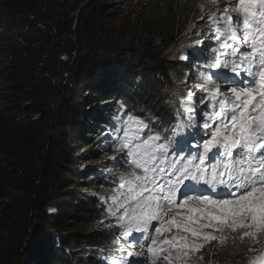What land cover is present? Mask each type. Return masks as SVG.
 I'll list each match as a JSON object with an SVG mask.
<instances>
[{"label": "trees", "instance_id": "obj_1", "mask_svg": "<svg viewBox=\"0 0 264 264\" xmlns=\"http://www.w3.org/2000/svg\"><path fill=\"white\" fill-rule=\"evenodd\" d=\"M198 1L156 2L130 28L112 22L122 0H0V264L108 257L99 198L115 171L99 130L118 100L175 122L177 77L197 72L169 51L204 29Z\"/></svg>", "mask_w": 264, "mask_h": 264}, {"label": "snow or ice", "instance_id": "obj_2", "mask_svg": "<svg viewBox=\"0 0 264 264\" xmlns=\"http://www.w3.org/2000/svg\"><path fill=\"white\" fill-rule=\"evenodd\" d=\"M209 3L200 19L214 43L197 39L179 57L206 95L179 96L167 127L132 116L109 125L123 171L99 198L111 218L105 227L115 230L104 264H198L203 256L194 254L218 238L211 232L254 242L264 234V0ZM124 107L118 100L115 120ZM250 264H264V255Z\"/></svg>", "mask_w": 264, "mask_h": 264}, {"label": "rangeland", "instance_id": "obj_3", "mask_svg": "<svg viewBox=\"0 0 264 264\" xmlns=\"http://www.w3.org/2000/svg\"><path fill=\"white\" fill-rule=\"evenodd\" d=\"M123 1L124 2L120 12H117V14H113V19L115 20H112V22L117 26H128L130 28H133L134 25L143 17V15L147 11H151L149 10V7H153L156 2H161L162 0ZM174 1H177L180 4L185 0H173V2ZM223 1L225 3L227 2V0ZM198 3L204 5V7L202 8L203 11H207L213 8V6L209 3V0H200L198 1ZM207 14L203 15L205 19L207 18ZM205 19L199 18L198 23L205 25ZM197 32L200 33L199 36L196 35ZM197 32L188 35L185 43H177L175 47L171 48L169 51V58L172 60H176L181 64L182 62L189 63L187 60H181L179 57L181 55H188L193 52L194 47H197L194 44L195 40H201L200 46L211 45L212 43H214V41L212 40L214 32L208 31L206 27H204L202 31ZM187 81L189 82V84L186 85ZM195 83H198V81H195V77L181 75L177 77L176 87L179 88V91H185V93L187 91H192L194 93V99L198 96L206 95V93H203L199 88L195 87ZM179 96L182 95L176 94L177 101ZM207 105L208 104H203L201 105V107L207 108ZM209 110L211 111V109ZM127 118L128 117L125 118V121L127 120ZM143 119L145 123L151 121L150 127L156 128L159 123L161 124L160 126L166 127V125L162 124L161 121L157 120L156 118L154 119L152 115L144 114ZM147 131V129L144 130L145 134L147 133ZM109 154L113 153L110 152ZM122 155L123 153L121 151H117L118 161L120 159L119 157ZM119 170L121 171L122 168L119 167ZM209 231L211 232V230ZM211 234L217 236L218 238L206 242L204 244V247L199 252L194 254L195 256H203V260L198 261V264H250L251 260L257 259L261 255H264V234L258 235L256 242H254L250 237H244L243 239H241V236L238 233H232L229 230H225L223 233L211 232ZM133 235L135 236L138 234L134 233ZM249 249H254V251H249Z\"/></svg>", "mask_w": 264, "mask_h": 264}, {"label": "bare ground", "instance_id": "obj_4", "mask_svg": "<svg viewBox=\"0 0 264 264\" xmlns=\"http://www.w3.org/2000/svg\"><path fill=\"white\" fill-rule=\"evenodd\" d=\"M104 138H106L105 134L104 135H99L97 139H104ZM106 141L107 142L109 141L108 136L106 138ZM105 150L107 152V157H106V159L103 162L108 161L113 166L115 165L114 166V171H115V173H114V179H115V178H117V150H114L112 144L111 145H109V144L108 145H105ZM110 152H112L113 154H109ZM95 164H100V162H97ZM105 199L107 200V197ZM109 220H110V218H107L106 219V222H109ZM104 233L107 234V232H104ZM107 252H108V250L102 251L101 257L105 256ZM95 257L97 258V254H95Z\"/></svg>", "mask_w": 264, "mask_h": 264}]
</instances>
